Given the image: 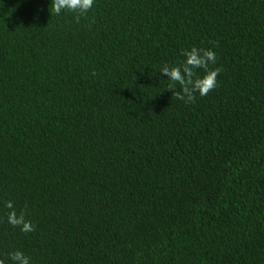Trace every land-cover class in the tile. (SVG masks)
Wrapping results in <instances>:
<instances>
[{"label":"trees","instance_id":"obj_1","mask_svg":"<svg viewBox=\"0 0 264 264\" xmlns=\"http://www.w3.org/2000/svg\"><path fill=\"white\" fill-rule=\"evenodd\" d=\"M193 46L219 72L185 103L159 69ZM17 250L264 264V0H95L79 18L0 0V261Z\"/></svg>","mask_w":264,"mask_h":264},{"label":"clouds","instance_id":"obj_2","mask_svg":"<svg viewBox=\"0 0 264 264\" xmlns=\"http://www.w3.org/2000/svg\"><path fill=\"white\" fill-rule=\"evenodd\" d=\"M95 0H50L51 12L60 15L62 11L73 12L77 17L86 14L93 6ZM183 61L179 66L163 65L159 72L163 77H167V90L175 93L176 99L185 103H191L195 99V94L200 97L206 96L217 85V75L219 69H209V64L216 63V54L211 49H201L191 47L190 50L181 51ZM198 69L203 70V75H197ZM176 85H179L180 92H175ZM4 207L13 209V203L4 202ZM7 223L13 228H18L21 233H30L34 230V225L25 218V212L19 214L13 209L6 216ZM12 264H30V258L22 251H13L8 254ZM3 264V261H0Z\"/></svg>","mask_w":264,"mask_h":264}]
</instances>
